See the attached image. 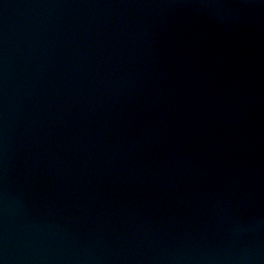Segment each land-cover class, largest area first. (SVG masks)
Returning a JSON list of instances; mask_svg holds the SVG:
<instances>
[{
  "label": "water",
  "instance_id": "1",
  "mask_svg": "<svg viewBox=\"0 0 264 264\" xmlns=\"http://www.w3.org/2000/svg\"><path fill=\"white\" fill-rule=\"evenodd\" d=\"M0 264H264V0H0Z\"/></svg>",
  "mask_w": 264,
  "mask_h": 264
}]
</instances>
